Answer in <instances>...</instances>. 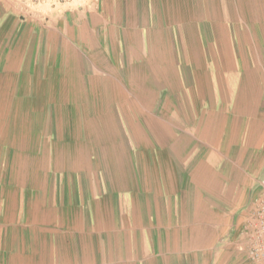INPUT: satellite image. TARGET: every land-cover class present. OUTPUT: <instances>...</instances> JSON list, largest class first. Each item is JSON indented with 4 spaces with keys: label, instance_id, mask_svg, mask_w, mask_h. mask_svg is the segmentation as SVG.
Here are the masks:
<instances>
[{
    "label": "crops",
    "instance_id": "1",
    "mask_svg": "<svg viewBox=\"0 0 264 264\" xmlns=\"http://www.w3.org/2000/svg\"><path fill=\"white\" fill-rule=\"evenodd\" d=\"M264 0H0V264H254Z\"/></svg>",
    "mask_w": 264,
    "mask_h": 264
},
{
    "label": "built area",
    "instance_id": "2",
    "mask_svg": "<svg viewBox=\"0 0 264 264\" xmlns=\"http://www.w3.org/2000/svg\"><path fill=\"white\" fill-rule=\"evenodd\" d=\"M248 253L254 264H264V191L256 200L254 222L250 225Z\"/></svg>",
    "mask_w": 264,
    "mask_h": 264
}]
</instances>
